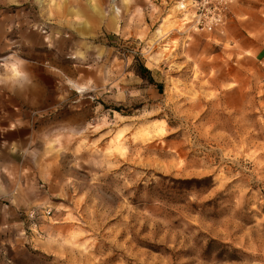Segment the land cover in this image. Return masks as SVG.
I'll list each match as a JSON object with an SVG mask.
<instances>
[{"label": "clouds", "instance_id": "1", "mask_svg": "<svg viewBox=\"0 0 264 264\" xmlns=\"http://www.w3.org/2000/svg\"><path fill=\"white\" fill-rule=\"evenodd\" d=\"M0 264H264V0H0Z\"/></svg>", "mask_w": 264, "mask_h": 264}]
</instances>
